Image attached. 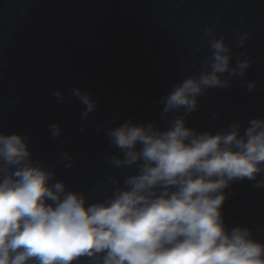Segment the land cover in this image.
I'll use <instances>...</instances> for the list:
<instances>
[{
    "label": "water",
    "instance_id": "obj_1",
    "mask_svg": "<svg viewBox=\"0 0 264 264\" xmlns=\"http://www.w3.org/2000/svg\"><path fill=\"white\" fill-rule=\"evenodd\" d=\"M208 29L226 37L233 66L240 59L252 64L229 87L207 89L187 125L213 134L234 122L247 127L264 118V0H0V133L24 135L33 159L48 165L55 181L86 193L89 203L103 200L119 186L110 177L122 183L137 171L112 164L122 152L108 129L131 121L166 130L183 115L163 116L160 101L204 69ZM251 82L257 86L249 91ZM77 88L97 102L87 119L72 94ZM53 124L61 135H52ZM262 179L264 173L234 181L222 208L230 229L250 228L260 241L264 187L256 183Z\"/></svg>",
    "mask_w": 264,
    "mask_h": 264
},
{
    "label": "clouds",
    "instance_id": "obj_2",
    "mask_svg": "<svg viewBox=\"0 0 264 264\" xmlns=\"http://www.w3.org/2000/svg\"><path fill=\"white\" fill-rule=\"evenodd\" d=\"M205 38L211 55L204 69L160 101L163 116L183 115L166 130L131 121L108 129L122 152L112 164L137 171L122 183L110 177L119 186L103 200L89 203L86 193L55 181L56 173L33 159L24 135L0 133V264H80L82 258L88 264H264V241L250 228L230 229L222 213L225 189L264 173V118L247 127L234 122L215 134L187 125L207 89L229 87L252 61L233 66L226 37L208 29ZM247 38L242 35L237 46ZM247 86L251 91L257 85ZM72 94L85 105L87 119L97 102L79 88ZM50 131L62 132L56 124ZM64 159L71 158L65 153ZM256 187H264V179Z\"/></svg>",
    "mask_w": 264,
    "mask_h": 264
}]
</instances>
